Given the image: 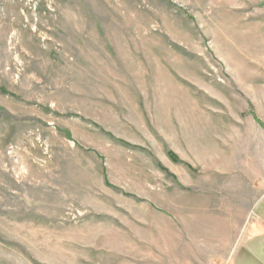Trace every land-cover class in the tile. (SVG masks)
<instances>
[{
    "label": "rangeland",
    "instance_id": "1",
    "mask_svg": "<svg viewBox=\"0 0 264 264\" xmlns=\"http://www.w3.org/2000/svg\"><path fill=\"white\" fill-rule=\"evenodd\" d=\"M0 112V264H264V0H0Z\"/></svg>",
    "mask_w": 264,
    "mask_h": 264
},
{
    "label": "crops",
    "instance_id": "2",
    "mask_svg": "<svg viewBox=\"0 0 264 264\" xmlns=\"http://www.w3.org/2000/svg\"><path fill=\"white\" fill-rule=\"evenodd\" d=\"M263 203H264V199L260 201L255 207H258L259 205ZM245 232H246L245 233L246 239L256 237L262 233L264 234V211L263 210L260 215L254 214L253 216L250 217V220L247 223Z\"/></svg>",
    "mask_w": 264,
    "mask_h": 264
},
{
    "label": "trees",
    "instance_id": "3",
    "mask_svg": "<svg viewBox=\"0 0 264 264\" xmlns=\"http://www.w3.org/2000/svg\"><path fill=\"white\" fill-rule=\"evenodd\" d=\"M252 110V109H251ZM0 114H1V112H0ZM251 115L253 116V118L255 119V115H254V112L253 111H251ZM173 160L174 161H177V159H174V157H173Z\"/></svg>",
    "mask_w": 264,
    "mask_h": 264
}]
</instances>
